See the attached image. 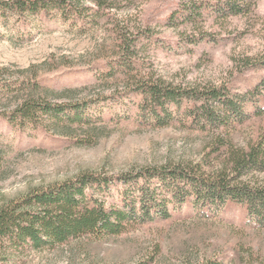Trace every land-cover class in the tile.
Here are the masks:
<instances>
[{"label":"rangeland","instance_id":"obj_1","mask_svg":"<svg viewBox=\"0 0 264 264\" xmlns=\"http://www.w3.org/2000/svg\"><path fill=\"white\" fill-rule=\"evenodd\" d=\"M184 1L77 0L21 13L16 0H0V80L27 82L37 72L49 100L87 103L92 116L68 136L22 126L3 116L16 92L0 91V205L83 171L219 166L229 150L222 137L235 149L264 138V0L225 19L212 9L188 16ZM156 78L183 88L224 85L241 110L237 121L229 129L207 124L190 99L156 121L137 91ZM250 177L264 184V173ZM203 211L184 203L118 236L54 249L0 244V264H264V226L237 205Z\"/></svg>","mask_w":264,"mask_h":264},{"label":"trees","instance_id":"obj_2","mask_svg":"<svg viewBox=\"0 0 264 264\" xmlns=\"http://www.w3.org/2000/svg\"><path fill=\"white\" fill-rule=\"evenodd\" d=\"M16 1L21 13H35L77 2ZM256 1L185 0L183 7L188 16L199 17L212 9L218 17L225 19L232 15H246ZM32 70L34 66L22 72ZM32 75L34 79L27 82L0 80V91L4 94L16 92L12 109L3 114L9 122L35 127L40 124L56 135L68 136L78 131L77 127L91 121L87 103L49 100L41 92L37 72ZM137 91L156 121H163L168 105L180 104L184 99L192 100L194 108L203 111L205 123H216L218 128L229 129L241 111L224 85L183 88L156 78L144 81ZM189 115L197 120L193 114ZM219 144L227 145L229 149L219 166L206 168L201 162H167L114 176L83 171L62 181L31 188L0 205V244L9 245L14 250H45L86 237L103 240L120 235L137 221L168 218L173 206L181 207L184 203L201 207L207 215L208 210L237 205L254 225L264 226V184L250 180L253 174L264 173V138L246 149H235L223 137Z\"/></svg>","mask_w":264,"mask_h":264}]
</instances>
